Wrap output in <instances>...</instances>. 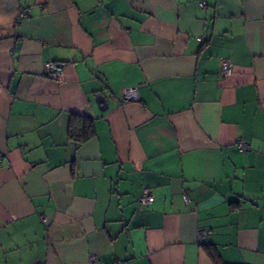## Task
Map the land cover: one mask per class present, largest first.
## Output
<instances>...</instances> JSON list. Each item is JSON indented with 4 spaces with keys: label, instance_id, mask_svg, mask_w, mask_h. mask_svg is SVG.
I'll list each match as a JSON object with an SVG mask.
<instances>
[{
    "label": "crops",
    "instance_id": "crops-1",
    "mask_svg": "<svg viewBox=\"0 0 264 264\" xmlns=\"http://www.w3.org/2000/svg\"><path fill=\"white\" fill-rule=\"evenodd\" d=\"M0 156V264H264V0H0Z\"/></svg>",
    "mask_w": 264,
    "mask_h": 264
},
{
    "label": "built area",
    "instance_id": "built-area-1",
    "mask_svg": "<svg viewBox=\"0 0 264 264\" xmlns=\"http://www.w3.org/2000/svg\"><path fill=\"white\" fill-rule=\"evenodd\" d=\"M199 6L202 8L204 7V4L200 3ZM24 15H25L24 12H21L19 17L23 18ZM198 40L200 41L201 38H198ZM220 68H221V73L224 77H229L233 71L232 66L226 60L221 62ZM45 72L46 74H53V76L59 77L60 69H59V66H57L54 63H47L45 64ZM119 98H120L119 99L120 103L136 102L139 100V96H138V92L136 88L122 89L120 91ZM237 149H238V152L243 153L248 149V145H246L244 142L239 141L237 142ZM1 162H2V156H0V164ZM153 201H154V197H153L152 192L148 189H143L138 199V203L142 206H148L152 204ZM185 202H188L187 198H185ZM41 219L44 221L43 216H41ZM203 236H204L203 232H199L200 240L203 238ZM88 264H101V262L97 259L96 256H90Z\"/></svg>",
    "mask_w": 264,
    "mask_h": 264
},
{
    "label": "trees",
    "instance_id": "trees-1",
    "mask_svg": "<svg viewBox=\"0 0 264 264\" xmlns=\"http://www.w3.org/2000/svg\"><path fill=\"white\" fill-rule=\"evenodd\" d=\"M92 119L73 116L70 120V134L74 130L81 132L82 140L87 139L92 133Z\"/></svg>",
    "mask_w": 264,
    "mask_h": 264
},
{
    "label": "water",
    "instance_id": "water-1",
    "mask_svg": "<svg viewBox=\"0 0 264 264\" xmlns=\"http://www.w3.org/2000/svg\"><path fill=\"white\" fill-rule=\"evenodd\" d=\"M96 103H97L98 108L100 110H104L108 107L106 104V101L104 100V98L101 95L96 96Z\"/></svg>",
    "mask_w": 264,
    "mask_h": 264
}]
</instances>
